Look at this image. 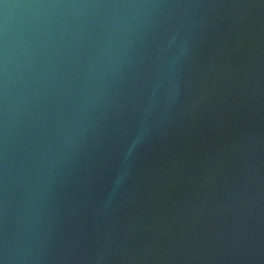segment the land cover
Masks as SVG:
<instances>
[{
    "label": "water",
    "instance_id": "95a60500",
    "mask_svg": "<svg viewBox=\"0 0 264 264\" xmlns=\"http://www.w3.org/2000/svg\"><path fill=\"white\" fill-rule=\"evenodd\" d=\"M0 264H264V0H0Z\"/></svg>",
    "mask_w": 264,
    "mask_h": 264
}]
</instances>
